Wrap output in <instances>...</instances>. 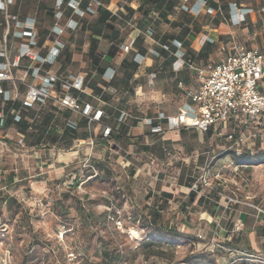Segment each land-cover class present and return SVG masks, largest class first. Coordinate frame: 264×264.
Masks as SVG:
<instances>
[{"label":"rangeland","instance_id":"374dc122","mask_svg":"<svg viewBox=\"0 0 264 264\" xmlns=\"http://www.w3.org/2000/svg\"><path fill=\"white\" fill-rule=\"evenodd\" d=\"M240 1L245 4L252 0ZM31 9L29 4L25 11ZM92 23L71 38L77 40L78 49H70L83 53L84 45L92 42L94 52L88 50L84 62L85 69L95 71L94 58L107 53L104 59L111 62V57H116L121 34L112 20ZM99 29L104 34L96 40L93 35L100 34ZM218 53L217 49L202 52L197 63L206 68L211 59L218 60ZM191 80L198 86L194 74ZM138 91V109L148 115L164 107L176 111L184 98L170 77L164 87H159L144 75L128 87L129 95ZM30 116L34 121L19 129L25 134V147L18 145L16 134L12 139H0L7 143L5 149L0 144V264H220L223 259L230 263L238 258L251 264L255 258L264 259L263 251L231 245L240 243L238 234L244 233V228L235 230L237 221L218 239L217 228L212 236V230L205 229L206 216L195 217L197 213L201 217L205 208L239 212L248 207L263 213L264 162H259L264 160V127L256 129L254 123L242 129L228 126L220 128L210 141L204 137L202 152L210 145L215 156L209 179L213 190L200 186L201 171L195 168L198 163L191 162L186 185L197 183V191L205 190L211 199L203 209L199 203L190 206V229H184L185 218L172 211L162 213L158 223L154 222L151 208L137 201L138 180L119 177L121 173L114 166L119 153L110 151L94 158L85 150L81 162H62L58 153L68 150L72 141L60 115L48 107H37ZM230 133L232 139H228ZM45 144L56 148L51 163L44 159ZM158 154L162 160H169L177 151L159 149ZM61 163L69 165L63 175L56 176L51 170ZM224 236L231 238L228 241Z\"/></svg>","mask_w":264,"mask_h":264},{"label":"crops","instance_id":"0c3cea01","mask_svg":"<svg viewBox=\"0 0 264 264\" xmlns=\"http://www.w3.org/2000/svg\"><path fill=\"white\" fill-rule=\"evenodd\" d=\"M194 1L191 0L190 5ZM29 4L32 5V9L30 12H26L25 9ZM48 6H50L49 0H16L15 5L10 7V12L13 15L25 18L40 14L42 7ZM220 7L222 15L218 11L210 14L204 9L201 13L196 14L194 11L183 10L181 0H105L102 8L103 13H101L100 17L102 16L105 23L110 20L114 21L118 33L121 34L120 40L122 43L136 39V45L133 50L135 52H143V55H145L142 64L129 62L126 67H122L123 59L120 57L119 52L115 58L111 57V63L108 67L115 70V78L112 82H106L102 78V73L108 64L102 70L91 71V69H85L84 55L90 50L93 43L85 44L83 53L71 52V47L75 50L78 49L77 40L75 42L70 41L78 33L71 32L65 35L64 41L67 43V48L65 51L63 50L58 63L47 68H50L55 73L85 74L86 84L84 92L80 94L81 100L84 103H90L96 109H103L105 112L102 121L112 126L121 127L128 136L112 134L107 139L103 138L101 125L96 122L89 124L85 117L68 110L59 109L51 102L45 105H37L31 110H27L20 103L26 91L24 85L17 86L19 100L15 104H20L21 111H26V120L30 123L34 121V118L30 116V112L37 107H48L50 111L60 115L64 123V131L71 135L70 139L72 141L68 150L64 153H58L62 162L67 159L69 161L79 159V162H81L85 157V150L88 151V157L93 156L94 158H101L103 154H107L110 151L119 153V160L114 165L121 173L119 177L138 180L141 187L140 191H138L137 201L141 202L144 207L151 208L150 211L154 216V222L158 223L162 213L172 211L177 213L178 216L181 215L183 219L185 218L182 225L184 229H190V224L187 220L189 214H192L190 206L199 203L203 209L207 199H211L204 193L205 190H191V187L186 185L185 178L189 171V165L192 164L191 162L194 164L198 163L195 168L202 171L206 156L204 159L200 156L206 155V152H202L205 135L196 129L153 133L151 132V127L145 124L144 119L153 118L155 123H158L156 118L160 113H165L166 115L176 114L179 108L188 101L186 91H197L200 88L201 79L196 70V68H203L201 63L200 65L197 63V56L200 53H208V51L217 49L219 52L218 60L211 59V64L219 63L228 55L233 39L249 48H257L264 52V0H252L245 4L240 0H220ZM241 14H244V20L236 23L235 19L239 18ZM0 18H2L1 13ZM129 22L132 24L129 25ZM149 28L154 30L152 39L146 38L144 35ZM103 34L104 32L98 35L95 34L93 37L96 40H100V35ZM153 40L156 42L154 47L169 43L171 51L159 57L150 55L147 51L150 47H153ZM197 41L200 42L198 46H196ZM19 42V40L13 38L9 40L11 59L16 54ZM174 42L178 45L181 43L179 53L183 54L184 58L194 65L195 69L186 66L180 71H174L172 64L176 60L175 52L177 51V47L173 45ZM28 65L29 62L23 60L21 67L13 70L14 75L23 77ZM78 65L79 67H77ZM153 73L156 74L155 78L151 77ZM192 74L197 77L198 86L196 87L191 82ZM144 75L149 77L150 83L159 87H164V82H167L169 77L171 81L176 82V86L183 92L184 96L176 111H172L170 107H164L148 115L138 109L140 102L139 91L136 95H129L128 87ZM26 80L31 82L32 78L28 76ZM179 83H182L181 87ZM94 86H97L99 90L95 91ZM6 88L15 96L16 90L12 84H6ZM138 89H142L140 84H138ZM119 97H123V99L120 100ZM0 105L3 108L5 106L1 99ZM19 108L15 109L18 110ZM119 110L129 113V116L122 123H119L117 118ZM71 119L80 123V127L75 132L66 125V122ZM7 120V126L0 129V139H12L14 134H16L18 145L25 147V134L19 130L23 126H20L19 123H14L10 114ZM239 122L231 121L226 128L231 126L234 129H242L251 125L242 126L239 125ZM262 122V125L254 127L256 129L264 127V120ZM162 125L166 128L164 121ZM12 128L15 129L14 133L10 130ZM219 130L220 128L212 127L209 130L207 140L210 141ZM21 137L24 138L22 145L19 144ZM92 141L94 144L90 145ZM0 144H2L4 149L7 146V143L2 140H0ZM44 146L46 148L44 159L47 161L46 163H51L53 161L51 154H56V148L55 146L50 147L49 144ZM159 149H162V151L174 150L177 151V155L175 157L172 156L169 160H162L158 154ZM57 151L63 150L58 149ZM68 165V163L55 165L51 172L56 176H61L66 172ZM169 171H171L170 174H168ZM39 186H42V184ZM166 194L170 196L167 197L165 196ZM192 195H194V198L196 197V200L190 201L189 198ZM200 199H202V202H200ZM214 208L217 207L214 206ZM203 216H206L205 229L212 230V236V233L217 228L218 239L221 234H225V229H229L234 222L241 219L244 233L238 234L241 235L240 243L234 242L231 245L245 251L264 252L263 213L248 207L239 212L210 211L205 208V211L201 213V217H199L198 213L195 215L196 218H202ZM227 218L231 220L224 221ZM224 238L229 241L231 237L224 236ZM226 244L228 245V243ZM227 262L228 259H223L220 264Z\"/></svg>","mask_w":264,"mask_h":264},{"label":"built area","instance_id":"2783aa9c","mask_svg":"<svg viewBox=\"0 0 264 264\" xmlns=\"http://www.w3.org/2000/svg\"><path fill=\"white\" fill-rule=\"evenodd\" d=\"M182 9L185 11H194L201 13L204 9L207 13L213 14L216 11L221 12L220 0H214L218 7L208 6V0H195L190 5L191 0H181ZM16 0H0V26L5 25L0 39V99L5 106L0 105V129L7 123L8 115L12 116L15 123L21 121V110H17L13 105L18 101L19 95L17 86L24 85L26 91L21 99L23 107L34 108L37 105H45L48 102L53 103L59 109L68 110L79 114L88 120V123H98L102 127V137L109 138L112 134L118 136H128L123 133L119 127H114L102 121L104 110L96 109L90 103H84L80 94L85 89L86 76L83 73H55L50 68L58 63L59 58L66 48L67 43L64 37L67 33L75 32L78 29L79 22L75 17H84L87 14L94 15L99 7L104 4L101 0H55L54 25L48 36L41 42V35L37 29V19L35 16H28L24 19L19 15H13L10 7L15 5ZM70 9V15L65 17L64 5ZM244 20V14L235 19L236 23ZM129 25L132 23L129 22ZM146 38L152 39L153 29H148L144 33ZM10 38L19 40L16 48V54L11 59L9 47ZM136 45V39L123 42L119 46V54L124 59ZM156 42L153 40V47L148 49V53L159 57V52L155 49ZM175 52L176 60L172 66L174 71H180L188 66L194 68V65L179 53V45ZM162 47L170 51L169 45ZM226 50V48H225ZM228 55L219 63L210 64L206 68L197 69L198 76L201 79V86L197 91H186L187 102H185L174 115L160 113L155 123L153 118L144 119L145 124L151 127L153 133H164L166 131H180L183 129H196L207 136L212 127L226 128L231 121H240L239 125L248 126L254 123V126L262 125L264 120V52L257 48H249L245 44L233 39L230 45ZM145 55L136 53L134 61L142 64ZM27 60L29 65L26 67V73L23 77H16L13 70L21 67V62ZM115 75V70L108 67L103 77L110 81ZM30 76L31 82L26 78ZM152 78L156 74L151 75ZM6 84H12L16 90L15 96L6 88ZM182 86V83H179ZM10 104L9 110L5 107ZM129 113L119 110V123H122ZM166 123V128L162 122ZM66 125L72 129L78 127V121L68 120ZM239 128V127H238ZM233 134L228 135L232 139ZM24 143V138L19 139V144ZM78 143V142H77ZM94 142H90L93 145ZM215 159L211 146L206 151V161L202 168L199 178L200 186L212 189L210 187V176L212 172V162ZM191 190L197 191V183L191 187ZM213 190V189H212ZM260 210V209H259ZM264 213V211H263ZM243 222L239 219L235 223V230H242ZM244 258H238L233 262L226 264H248ZM251 264H264V259L255 258Z\"/></svg>","mask_w":264,"mask_h":264},{"label":"trees","instance_id":"16d2710c","mask_svg":"<svg viewBox=\"0 0 264 264\" xmlns=\"http://www.w3.org/2000/svg\"><path fill=\"white\" fill-rule=\"evenodd\" d=\"M49 1H50V6H48V7H42L40 14L35 15V17H36V19H37V29H38L39 34L41 35V42H40V43H43V42H44V40H45L46 37L48 36V34H49L51 28H52L53 25H54V20H55V18H54L55 0H49ZM101 1H102L103 4H105V0H101ZM182 3H183V2H182ZM208 6L213 7V8H216L217 3H216L214 0H208ZM102 8H103V7H99V8L97 9L96 14H94V15L87 14V15H85V16L82 17V18H80V17H75V18L78 20V22H79V26H78V29H77L74 33H80V32H82V31H84L85 29L88 28V26H89L92 22H93L92 24H96V25L103 24L105 21H103L102 16L100 17L101 13H103V9H102ZM63 10L65 11V14H66L65 17H68V16L70 15V9L67 7L66 4L64 5ZM19 17H20V16H19ZM20 18H21V17H20ZM94 18H95V19H94ZM22 19H24V18L22 17ZM106 19H107V18H106ZM106 19H104V20H106ZM46 24H47V25H46ZM45 25H46V26H45ZM43 26H44V27H43ZM4 28H5V25L2 24V25L0 26V39H1V35L3 34ZM150 29H152V28H150ZM153 31H154V30H153ZM99 32L102 33L103 31H102L101 29H99ZM116 34H118V33H116ZM94 42L96 43V41H94ZM121 43H122V41L120 40V41L118 42V44H116V47H117V53L119 52V46H120ZM95 45H96V44H95ZM162 45H169V43H164V44H162ZM66 48H67V46H66ZM66 48H65V49H66ZM65 49H64V51H65ZM155 49L159 52V56H160V55H164L166 52H168V51L165 50L162 46H156ZM170 51H171V49H170ZM90 52H94V48L90 47ZM147 52H148V51H147ZM136 53L144 54L143 52H135L134 50L131 51V52H130V53H129V54L123 59V61H122V66H123V65H127L129 62L132 63V64H136V62L134 61V55H135ZM150 55H151V54H150ZM152 56H154V55H152ZM110 57H111V56H110ZM154 57H156V56H154ZM104 58H105V57H103V58H97V57L94 58V61L97 62V65H94V66L96 67L97 70H102V68H103L105 65L108 64V65L105 67V69H104V71H103V73H102V78H103V80L106 81V82H112V81L114 80V78H115V75H114L113 79L110 80V81L106 80V79L103 77V74H104L105 70L108 68L109 64L111 63V62H106ZM58 73H62V72H58ZM85 84H86V79H85ZM93 88H94L95 91L99 90V88H98L97 86H94ZM20 103H21V102H20ZM10 107H11L10 104H8V105L5 107V110H6V111L9 110ZM13 107H14V108L20 107L19 110H21V106H20V104H18V103H17V104H14ZM26 109H27V110H31L32 108H30V107H26ZM25 112H26L25 110H24V111H21V117H22V119H21L20 122H18L20 126H24V125L31 124L29 121L26 120V114H25ZM104 112H105V111H104ZM118 117H119V115H118ZM118 117H117V118H118ZM12 120H13V119H12ZM14 123H15V122H14ZM87 123H88V120H87ZM7 124H8V120H7L6 126H7ZM79 127H80V123L78 122V127H77L76 129H72V128H70V127H69V128H70L73 132H75ZM114 127H116V126H114ZM119 128H120V130H121L123 133L127 134L125 131H123V129H122L121 127H119ZM262 154H264V152H263ZM263 162H264V160L260 161L259 163H263ZM165 196L169 197L170 195H169V194H166ZM200 202H202V199H200ZM150 215L153 216V215H152V212L150 213ZM153 217H154V216H153ZM153 220H154V219H153ZM263 234H264V229H263ZM150 244H153V243H150Z\"/></svg>","mask_w":264,"mask_h":264}]
</instances>
